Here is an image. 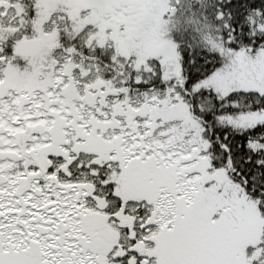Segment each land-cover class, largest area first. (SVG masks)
<instances>
[{
  "label": "snow or ice",
  "instance_id": "6c2138e0",
  "mask_svg": "<svg viewBox=\"0 0 264 264\" xmlns=\"http://www.w3.org/2000/svg\"><path fill=\"white\" fill-rule=\"evenodd\" d=\"M0 264H264V0H0Z\"/></svg>",
  "mask_w": 264,
  "mask_h": 264
}]
</instances>
